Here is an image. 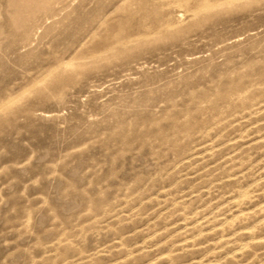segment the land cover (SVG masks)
Here are the masks:
<instances>
[{"label": "rangeland", "instance_id": "1", "mask_svg": "<svg viewBox=\"0 0 264 264\" xmlns=\"http://www.w3.org/2000/svg\"><path fill=\"white\" fill-rule=\"evenodd\" d=\"M0 264H264V0H0Z\"/></svg>", "mask_w": 264, "mask_h": 264}]
</instances>
